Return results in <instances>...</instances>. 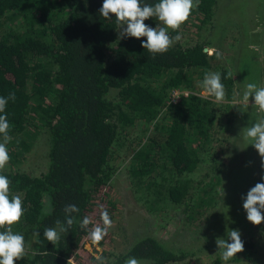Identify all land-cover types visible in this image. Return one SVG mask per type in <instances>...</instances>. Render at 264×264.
Here are the masks:
<instances>
[{"label":"trees","instance_id":"1","mask_svg":"<svg viewBox=\"0 0 264 264\" xmlns=\"http://www.w3.org/2000/svg\"><path fill=\"white\" fill-rule=\"evenodd\" d=\"M158 2L141 0L149 5ZM102 3L0 0V97L15 94L5 109L10 160L0 175L10 180L9 197L19 196L24 210L19 223L10 226L24 237L25 253L16 264H97L96 255L102 256L104 264H125L129 257L138 264H172L198 256L202 247L216 254L213 264H220L219 248L209 238L223 232L225 208L232 204L227 205V196L224 199V194L230 198L231 193L227 182L223 183V148L214 150L210 142L220 133L225 137L238 133L231 100L242 80L251 83L248 80L264 70V61L257 73L252 54L235 63L216 48L207 52L212 36L205 33L218 20L217 0H200L191 11L186 22L193 19L192 44L173 40L166 52L155 55L141 47L146 37L121 38L115 17L106 19L99 13ZM145 23L154 28L160 22L150 18ZM177 31L168 30L170 38ZM246 36L234 35V47ZM207 72L221 74L223 102L195 91ZM175 89L182 92L173 102L170 97ZM251 114L255 115L246 113L248 126L258 122L257 114ZM258 117L264 120V112ZM39 136L46 143L47 167L32 174L18 165L30 156ZM261 164L259 156L254 183H264ZM120 167L135 202L154 219L169 216L168 223L181 212L183 221L192 223L219 206L222 220L216 230H205L207 240L200 250L186 243L188 236L165 239L146 231L127 235L132 220L124 229L121 251H104L112 241L109 230L98 245L92 244L89 233L96 226L103 227L101 213L107 211L111 217L116 212L108 190ZM67 205H76L79 212L72 214L75 222L53 245L44 238V229L56 227L57 220L65 223ZM85 216L91 223L82 229ZM244 218L238 225L251 226ZM140 225L145 226L144 222ZM205 226L210 228L208 222ZM227 231L225 237L221 235L224 239ZM259 235L264 251V222ZM243 244L244 250L230 259L235 264L246 260L242 256L247 257L243 264L255 259L251 240Z\"/></svg>","mask_w":264,"mask_h":264},{"label":"rangeland","instance_id":"2","mask_svg":"<svg viewBox=\"0 0 264 264\" xmlns=\"http://www.w3.org/2000/svg\"><path fill=\"white\" fill-rule=\"evenodd\" d=\"M216 6V15L218 20L216 24L215 22L213 23L212 30L205 33L212 36L211 43L207 46V52H213L214 48H216L218 52L224 54L223 56H227L230 61H234L235 63L238 62L240 58L243 59L252 54V58L255 59L254 61L256 62L254 65L255 71L257 70L258 73L262 67L261 63L264 61V0H217ZM185 24L189 25L185 26ZM192 24L193 19H190V22L183 23L180 28L177 29L178 31L176 32V36L180 35L181 37L177 42L182 43L183 45L192 44L195 39V29ZM237 33H245L248 37L246 36L240 45L239 41H237L234 47V35L237 36ZM217 35L218 38L216 39ZM174 37L175 36H173V38ZM229 42H233L231 46ZM245 52L246 55L243 56ZM235 70L237 71V68ZM256 80V85L258 87H264L263 68L260 74L257 75V78L251 77L248 82L255 83ZM246 85V80H242L240 90L236 91L234 99L231 100V103L235 105L234 116L238 118L235 120L236 124L234 125V130L239 128L238 133L234 131L228 134L227 137H225L226 134L224 135L223 133H220L214 137L210 144L214 150L219 151V149L223 148L222 155L224 154L223 157L226 164L224 165L225 171H223V183H225V181L227 182L231 193L230 198L229 193L224 194V199L226 196L229 199L227 205H232L225 208L226 213H228L224 217L226 219L227 226L222 229V233L225 237L227 229L233 227L232 230H239L242 241L244 242L245 239H249L251 240L253 247L255 246V259L250 261L249 264H264V251H262L263 248L261 244H259L261 241L260 239H262L259 235V225L252 224L247 227L246 225L239 226V223H237L238 220L241 223L242 218L246 215V211L243 209V200L241 197L246 196L250 188L256 184L254 183L255 180L253 178L256 176V165L258 157L260 156L257 150L250 145L251 142H248L247 145V142L244 139V132L241 130L242 127H248V123H246V121L250 119V116L246 115V113L257 114L256 119L258 121H260L258 115L262 116V111H260L258 107L252 105L253 99L251 97L247 103L243 101V94L246 91ZM195 91H199V93L203 96H208L205 94L202 87L195 89ZM255 115L251 114L253 117H255ZM42 137L43 136H39L36 139L30 156L18 165L19 169L32 174H38L45 171L47 161L44 156L47 149L45 140H43L44 138ZM223 137L226 139H222ZM242 152L244 154L247 153V155L242 154ZM248 154H250L251 157H249ZM129 155L127 158H130ZM231 181L235 182L233 186ZM109 188L108 194L116 204V212H114L110 217L113 222L112 227L109 228V231L112 234V241L110 244H105L103 247L106 253L114 252L116 250L121 251L124 249V229L125 227H128L131 220L133 221V225L130 227L133 228L126 232L127 235L129 231L135 235L146 231L147 233L153 232L154 235L165 239L170 236H172V238L174 236H177V238H187L188 236L186 243H191L193 247L197 246L198 250H200L199 247L203 244L204 240H207V238L205 239L203 237L205 230H216L217 227L215 226H217L218 222L222 220L218 205L216 208L218 211L216 212L215 209L214 211H210L209 214L205 213V218L202 221L194 220L192 223H185V221H183L184 215L181 212L174 215L168 223L166 221L169 216L156 217L155 215L156 219H154L145 208L135 202L132 187L129 186L123 171H121V167L118 170V173L114 175L113 183ZM221 194H223V190L221 191ZM207 215L212 216L213 219L211 217L208 219ZM129 218L130 221L126 224ZM243 220L247 219L244 218ZM142 222H144L145 226L140 225ZM206 222H208V225H210L212 230L205 226ZM222 233L220 235H215L213 238L211 237V239L209 238V240L216 242L217 238H224L221 236ZM202 248V250L198 251V256L189 257L172 264H213V261L217 258L216 254L207 248ZM242 258L247 260L246 256H242ZM246 260L242 259L243 262ZM242 261L237 262L239 264H243ZM220 264H235V261H223Z\"/></svg>","mask_w":264,"mask_h":264},{"label":"clouds","instance_id":"3","mask_svg":"<svg viewBox=\"0 0 264 264\" xmlns=\"http://www.w3.org/2000/svg\"><path fill=\"white\" fill-rule=\"evenodd\" d=\"M200 0H159L154 5L142 4L141 0H103L99 13L106 19L115 17L117 26L122 29L119 32L121 38L133 37L142 41L141 47L147 49L150 54H162L172 45L173 40H180V35L170 38L168 30H177L185 23L191 11L199 6ZM155 18L160 23L156 27H150L145 23L146 20ZM217 57L220 54L217 53ZM230 75V74H229ZM201 87L205 94L214 97L215 101L220 103L225 99V88L221 82V74L218 72H207L204 75ZM253 99V106L264 112V87H258L255 83H248L246 91L243 94V101L247 103L249 98ZM9 100H15V94L9 93L8 97H0V170L4 169L9 162L7 144L11 140L8 132L10 124L7 119L5 109ZM244 139L250 141L258 152L264 168V120L243 129ZM264 180V176L261 177ZM10 180L0 175V228L9 226L7 230L0 231V264H16V261L23 258L25 253L24 237L22 234L14 233L11 225L19 223L24 210L22 200L19 196L9 197ZM243 209L246 211V219L253 225H260L264 222V183H256L242 196ZM65 223L56 221V227L44 229L43 236L53 245L60 241L61 233H66L75 222L73 213H78L79 208L76 205H67L64 209ZM103 227H94L89 235L93 245L99 242L107 235L109 228L112 227V220L107 211L101 213ZM91 220L85 216L80 222L82 229H87ZM35 235H39L37 232ZM217 247L219 248L221 259L224 262L229 261L244 250V244L239 230H228L227 239L217 238ZM97 264H104L100 255L95 256ZM125 264H138L137 259L129 257Z\"/></svg>","mask_w":264,"mask_h":264},{"label":"built area","instance_id":"4","mask_svg":"<svg viewBox=\"0 0 264 264\" xmlns=\"http://www.w3.org/2000/svg\"><path fill=\"white\" fill-rule=\"evenodd\" d=\"M182 91L178 90V89H175L171 92V97H170V100L175 102L177 100V98L179 97V94L181 93ZM184 92V91H183Z\"/></svg>","mask_w":264,"mask_h":264}]
</instances>
